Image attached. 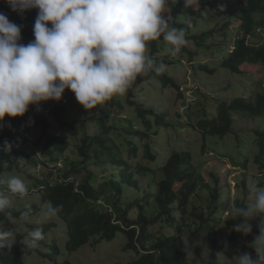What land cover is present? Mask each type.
Returning <instances> with one entry per match:
<instances>
[{
	"label": "trees",
	"instance_id": "trees-1",
	"mask_svg": "<svg viewBox=\"0 0 264 264\" xmlns=\"http://www.w3.org/2000/svg\"><path fill=\"white\" fill-rule=\"evenodd\" d=\"M184 3L180 1L172 6L170 24L176 27L185 26L186 21H181V19L187 18V21L191 22L187 35L199 21L204 19L206 13L212 14L213 17L226 16L228 18L220 30L187 36L188 42H193L197 49H210V46H205V43L213 41L216 33L224 32L230 26L238 24L245 35L238 36L234 40L233 50L223 59L221 67L233 74L246 76L251 73L244 70L246 67L264 66V36L259 35V32L264 34V0H246L245 3L240 0H198V9L192 6L185 8ZM37 11L32 9L13 12L5 0H0V13H4L10 22L21 26V42L24 44L34 39L33 25ZM159 41H163L162 38L148 42L152 54L158 52ZM216 48L217 50L222 49L221 46H216ZM190 55L193 53L190 52ZM202 69L207 70L206 67ZM151 77L160 81L163 89L172 87L174 90H179L174 79L162 72L161 74L150 73L142 79L138 78L130 91H134L138 85L148 81ZM70 93L71 96H75L73 92ZM128 102L131 106H135L138 116L142 119L144 130L129 129L131 126L128 122L126 128L122 127L121 132L126 138L131 139L120 143H115L110 137V132L123 121L120 118L122 108L119 104H111L112 107H116V114L113 115V125L109 127L106 125V120L95 114L88 119H69L66 115L70 114L66 108L68 104L60 101L42 102L39 106L30 105L23 117L5 116L1 122L5 130L0 131V149H2L0 150V179L5 173L20 169L22 160H27L31 165H41L39 167L46 169H50L49 162L56 165L69 149L70 141L64 134L50 131L52 121H60L70 130H75L74 124H77L84 130L81 145L77 149L79 159L72 162L71 169L58 175L55 184L37 180L40 189V199H38L40 204L47 205V202L51 201L53 205H62V211L57 218L65 225L67 253L76 252L82 246L90 244L92 240L96 243L111 242L118 234H121L126 238L124 251H132L137 257L126 264H187L190 257H186L183 252L184 242H190L193 252V248L195 251L198 248L196 243L198 241L200 243L205 237V231L209 222L213 221L212 215L217 208L216 202L221 190L220 176L211 173L210 181L213 184H210L194 164L190 149L180 151L172 148L161 166L155 170L137 165L138 173L141 175L147 172L157 175L155 191L146 193L139 200L127 202L124 196L126 187L137 189L138 184L130 172L131 167L121 154V146L125 143L130 145L128 153L136 157L140 148L137 144H133L132 138L138 139L140 143L147 140L142 145V158L154 163L157 157L150 140L151 137L159 135L157 129L164 124L166 118V114L155 113L150 108H144L142 104H136L130 98ZM234 114L249 119L263 118L264 92L257 94L250 102L243 97H238L229 103H218L212 118L204 117L195 122L194 128H197L195 129L202 134L204 140L201 147L202 155L206 154L208 136L224 138L231 134ZM148 116L154 118L153 125ZM89 122L96 126V131L90 132L87 129ZM36 128L42 129L36 145L41 147L40 153L43 159L32 158L20 150L3 149L6 143L11 147H22L29 144L31 132ZM254 133L260 151L255 162L262 169L264 168V130H255ZM102 164H108L112 173L106 175L108 171H103L104 176L99 178L97 174L88 171V167ZM84 173H86L85 178L78 181ZM113 173L117 176L115 177ZM108 195L111 196V200L107 201L108 205L106 204V208L103 209L100 200ZM30 205L33 209V217H35L39 213V206ZM109 208L111 211L108 210ZM8 211L11 215L0 216V226L3 228L4 223L11 218L19 219L24 209L17 211L9 208ZM132 211L136 212L135 218L131 217ZM238 221L242 222L240 218ZM258 222L259 218L253 220L252 224L257 227ZM219 223L216 221L214 225L218 226ZM163 225H167L169 233L162 231ZM158 226L160 229L157 233L151 231ZM41 227L45 235L52 227H56V224L49 223ZM257 235L258 229L255 228L248 237L254 240ZM25 237V232L16 231V242L10 248L0 251V264H28L25 261L23 250L31 249L20 243V240ZM233 237L228 240L227 247L234 241ZM210 245L212 260L215 259L217 251H224L227 248L215 236ZM48 249L44 257L51 260L53 264H60L57 262L59 256L57 244H48Z\"/></svg>",
	"mask_w": 264,
	"mask_h": 264
},
{
	"label": "rangeland",
	"instance_id": "rangeland-1",
	"mask_svg": "<svg viewBox=\"0 0 264 264\" xmlns=\"http://www.w3.org/2000/svg\"><path fill=\"white\" fill-rule=\"evenodd\" d=\"M185 0H177V3ZM245 3L246 0H240ZM176 4L175 0L168 9V14H171V8ZM191 6L198 9V0H191ZM187 21V18H182L181 21ZM226 16L213 17L212 14L206 13L204 19L198 22L196 27L192 28L187 36L200 35L211 30H220L224 22H227ZM235 26V27H234ZM232 25L224 32H219L214 35V40L206 42L205 46H210V49H197L193 42L189 41L186 48L178 56H173L169 47L159 41L158 52L152 54L150 49L148 52L152 55L157 63H163L167 76L174 79L179 86V90H174L172 87L162 88L160 81L151 77L148 81L138 85L134 91H128L126 95L114 97L111 101L105 103L103 108L93 109L90 112L86 111L76 100L75 96H71V90L66 89L60 102L67 103L66 114L71 120L88 119L92 115H97L106 120V125H113V115L116 114V107H112V103L119 104L122 108L120 118L123 120L115 130L110 132V137L115 143L127 142L131 138L125 137L121 129L127 126L130 122V128L134 130H144L142 119L138 116L135 106H131L128 102L130 98L136 104H142L146 109L150 108L155 113L166 114L164 124L157 129L159 135L151 137L150 143L156 155V161L150 162L142 158V145L147 142L144 140L140 143L138 139L133 140V144H137L140 148L136 157L128 153L130 145L122 144L121 154L131 167L130 172L133 174V179L136 180L137 189L126 187L124 191L127 202L141 199L146 193L154 192L156 187L157 175L147 172L144 175L138 173L137 165L157 169L168 156L170 149L183 151L190 149L193 155V162L197 165L199 171L204 176L205 180L210 184V174H218L220 176V191L219 199L216 202L217 208L212 215V219L206 229L205 237H203L198 245L197 250L193 248V257H190L187 264H209L212 261L211 257V240L215 237L219 242L225 244L232 236L234 241L224 250L226 258L231 260L234 256L242 253H250L255 257L254 249L248 245L254 240L242 232L233 230L236 224L241 223L238 218L232 219L226 212L229 208L228 200H234L238 203L248 204L250 200L249 186L256 184L264 186V168H259L255 162L256 157L260 154L256 144L255 130H264V117L260 119H249L240 115H233V127L231 134L220 138L217 136H208L206 154H201V147L204 142L202 134L194 128L195 122L204 117L212 118L215 115L218 103H229L232 99L243 97L246 101H252L259 93L264 92V66L258 65L255 67H246V72H251L249 75L233 74L232 72L221 67L223 59L233 50L234 40L239 36L242 37L245 33L240 29L239 25ZM261 37L263 33L259 32ZM249 39V37H248ZM250 41V39H249ZM216 46H221V50H217ZM193 55H190V52ZM206 67L207 70L202 69ZM214 70V72H210ZM248 74V73H247ZM70 93V94H69ZM104 111V113H101ZM109 116V117H106ZM151 124H154V118L148 116ZM75 130H70L60 121H52L51 132L64 134L70 141L69 149L62 155V160L57 164L49 162L50 169L39 167L41 165H31L27 160L21 161L20 169L5 173L2 179H7L9 176L21 177L28 186L29 193L24 199H13L10 208L17 211L25 209V205L37 204L39 213L32 218V223L23 224L19 219L11 218L4 223V229H12L14 238L16 231L27 232L35 227H41L49 223L56 224V227L45 234V239L39 243L35 249H24L25 261L28 264H53V262L44 257L49 251L48 244L56 243L59 248V256L57 262L60 264H126L135 260L137 257L132 251L125 252L123 247L126 244V238L118 234L116 239L107 242L101 241L96 243L92 240L90 244L82 246L79 250L72 254H68L65 249L67 240L64 222L57 217L42 220V214L46 204H40L38 201L40 193L37 185V180L48 181L50 184H55L58 175L64 171L71 169L72 162L78 160V147L81 145V140L84 130L81 126L74 124ZM87 129L90 132L96 131V126L92 122L87 123ZM124 128V129H125ZM5 127L0 122V131H4ZM42 129L36 128L31 132L30 143L22 147H11L10 150H20L25 152L32 158H41V147H37L36 140L41 136ZM264 160V158H263ZM55 166V167H54ZM111 167L108 164L92 165L88 167V171L100 176H104L103 171L109 175ZM115 177L116 173H113ZM86 173L82 174L78 181L85 178ZM218 184V186H219ZM111 200V196H106L100 200V205L103 209L106 208L107 201ZM111 202V201H110ZM228 202V203H227ZM109 211L110 208L108 209ZM132 218L136 217V212L132 211ZM220 222L218 226L215 222ZM163 232L169 233L167 225H163ZM257 228L252 224V231ZM159 226L151 229L157 233ZM173 234V232H172Z\"/></svg>",
	"mask_w": 264,
	"mask_h": 264
},
{
	"label": "clouds",
	"instance_id": "clouds-1",
	"mask_svg": "<svg viewBox=\"0 0 264 264\" xmlns=\"http://www.w3.org/2000/svg\"><path fill=\"white\" fill-rule=\"evenodd\" d=\"M177 3V0H175ZM13 12L36 9L34 39L21 42V26L0 13V122L5 116L23 117L29 106L61 101L66 89L74 93L86 110L103 108L114 97L124 96L138 78L150 73L161 74L163 63L149 54L150 41L162 38L173 56L188 45L185 26L170 24L168 9L173 0H5ZM191 6L185 0L184 7ZM51 25V26H49ZM9 151L11 145L3 149ZM2 150V149H0ZM6 166V165H5ZM28 186L19 176L0 179V216H8L13 199H24ZM250 203L228 200L226 211L241 223L233 228L245 235L252 232V221L258 235L248 246L255 251L242 253L231 260L217 251L211 264H264V186H249ZM62 205L51 201L42 220L58 216ZM33 209L25 205L19 215L23 224L32 223ZM45 239L42 227L27 232L20 243L35 249ZM16 242L14 231L0 226V251ZM227 247V242H225ZM186 257H193L189 241L184 242Z\"/></svg>",
	"mask_w": 264,
	"mask_h": 264
}]
</instances>
